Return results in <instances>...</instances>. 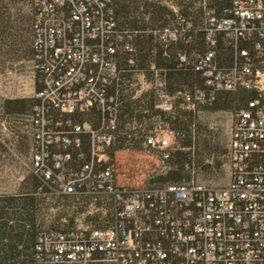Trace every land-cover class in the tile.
Here are the masks:
<instances>
[{"label": "built area", "instance_id": "built-area-1", "mask_svg": "<svg viewBox=\"0 0 264 264\" xmlns=\"http://www.w3.org/2000/svg\"><path fill=\"white\" fill-rule=\"evenodd\" d=\"M110 2L33 0V61L43 75V87L30 119L34 136L30 169L50 191L89 195L94 202L88 212L113 216L112 225L104 229L82 225L42 233L39 260L44 264H264V0H232L220 17L206 0L200 2L202 29L211 48L196 61L206 89L197 90L195 99L211 104L216 92L238 89L254 91L256 96L232 124L227 184L164 186L120 183L113 169L102 167L116 122L113 98L106 95L105 86L117 75L116 54L123 35ZM164 35L177 36L168 29ZM218 35L234 46L230 65L217 62ZM180 58L186 60L184 54ZM92 107L102 114L98 127L73 122V114ZM157 107L173 110V96L161 90ZM81 134L89 135L90 149L88 156L79 154V168L70 164L69 151L51 154L52 145L80 146ZM145 146L157 153L161 163L170 155L166 134L152 132Z\"/></svg>", "mask_w": 264, "mask_h": 264}, {"label": "trees", "instance_id": "trees-1", "mask_svg": "<svg viewBox=\"0 0 264 264\" xmlns=\"http://www.w3.org/2000/svg\"><path fill=\"white\" fill-rule=\"evenodd\" d=\"M201 1L172 0V5L168 4L167 0H111L110 2L117 29L123 34L116 54L117 75L109 79L105 86L106 95L113 98L111 107L116 118L115 129L112 130L114 139L110 145L117 144L115 149L139 148L142 142L145 145L147 136L154 132L153 123L163 120L170 124L179 145L173 151L171 143L170 155L164 163L158 160L154 151L161 164L166 165L170 161L174 167L153 179V182L167 184L146 185L202 184L190 178V168L197 145H203L204 149L211 153L215 152V149L209 144V140L201 139L195 133L197 112L203 108L239 112L256 96L254 91L238 89L216 92L211 104H203L195 99L197 90L206 89L204 78L196 69V61L199 55H203L211 48L202 29L204 6ZM13 2L14 0H0V51L3 48L12 49L18 41H21L22 35L19 33L21 27L16 24L10 9ZM30 3L33 17L31 46L32 60H34L35 9L33 0ZM231 3L232 0H206L205 4L220 17L226 13ZM166 29L176 32V38L165 36ZM127 45L129 48H126ZM244 46L245 44L241 42L240 47ZM214 49L219 65L232 64L234 46L222 35L217 36ZM181 54L185 55V61L181 60ZM34 69L38 73L36 82L38 92L43 87V75L35 66ZM138 75L152 84V87L137 95V87H134L133 83L136 82ZM160 81L163 82L162 86L158 85ZM161 90L173 96V110L165 111L157 107ZM37 103V97L11 98L5 99L4 108L9 114L25 115L32 112L29 117L30 122ZM193 103L196 104L194 109L187 107L188 104ZM94 116L97 118L96 121ZM72 119L73 122L80 124L88 122L96 128L101 124L102 114L96 107H92L87 112H76L72 115ZM30 134L33 143L31 124ZM89 149V135L81 134L80 146L72 145L67 148L62 145H52L50 152L52 154L69 151L72 156L70 164L79 168L81 164L78 159L79 154L82 152L88 156ZM5 150L7 145H4L0 137V157ZM102 167H109L106 161L103 162ZM32 175L30 190L0 193V264H44L38 258L37 243L40 235L50 231L65 232L76 229H58L55 228L56 226L44 228L41 210L46 199L51 198L56 204L62 202L68 206L72 205L77 209H73L74 212L80 209L88 212V205L94 202L91 196L84 194L58 195L44 187L39 176L34 173ZM63 211L65 212V209ZM62 216H65V213L59 212L55 220ZM90 220L86 225L104 229L112 225L113 216L111 213L104 215L97 211Z\"/></svg>", "mask_w": 264, "mask_h": 264}, {"label": "rangeland", "instance_id": "rangeland-1", "mask_svg": "<svg viewBox=\"0 0 264 264\" xmlns=\"http://www.w3.org/2000/svg\"><path fill=\"white\" fill-rule=\"evenodd\" d=\"M10 1V0H9ZM31 0H14L10 5L16 24L21 27V41L12 49L0 51V137L7 145L0 157V193H17L30 190L33 175L30 170V149L32 144L28 114L7 113L4 108L5 99L19 97H36L37 72L33 66L32 53V10ZM172 5V0H167ZM133 83L137 87L136 94L152 87L140 75ZM236 111L201 109L196 114L195 133L201 139L209 140L215 152L197 145L194 160L190 168L191 179L206 185H225L230 180L228 164V148L231 138L232 124L237 116ZM94 121L97 120L94 116ZM152 130L169 136L173 151L179 147L176 135L167 121L154 122ZM118 138V136H116ZM117 144L105 148L107 165L112 168L120 183L130 184H167L153 182L158 175L164 174L174 167L171 162L161 164L152 149L141 143L139 148L125 147L115 149ZM205 157V158H204ZM204 161L201 162V159ZM209 164V167L206 165ZM65 209V212L63 211ZM77 210L72 205L56 204L51 198L46 199L41 210L43 227L56 226L58 229H72L89 223L96 214ZM65 213L55 220L58 213ZM74 219V220H73ZM53 228V227H52Z\"/></svg>", "mask_w": 264, "mask_h": 264}]
</instances>
